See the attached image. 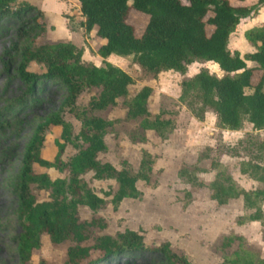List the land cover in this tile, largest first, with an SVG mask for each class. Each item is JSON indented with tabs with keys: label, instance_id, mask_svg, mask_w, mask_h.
<instances>
[{
	"label": "trees",
	"instance_id": "obj_1",
	"mask_svg": "<svg viewBox=\"0 0 264 264\" xmlns=\"http://www.w3.org/2000/svg\"><path fill=\"white\" fill-rule=\"evenodd\" d=\"M17 0H0V18H18L23 12H34L26 24H21L17 39L11 50L19 56L20 76L33 88L37 80L53 82L66 89V96L59 109L40 119L27 143L19 170L7 178L6 184L16 196V215L23 226L14 239L21 264H32L33 253L40 248L41 236L47 234L54 244L66 240L75 245L68 248L67 264H98L102 260L145 248L143 234L126 229L115 237L102 235L94 243L84 246L88 230L93 225L104 227L99 219L80 221L78 206L92 211L102 208L107 200L97 195L87 184L84 175L91 172L96 180H114L116 189L107 192L110 203L117 208L126 198L137 199L141 192L138 181H149L155 158L143 150L134 170L123 161L118 169L110 162H103L99 154L107 150L104 140L107 127L113 121L97 116L117 104L122 98L127 108L128 121L140 120L144 130H153L164 136L172 122L152 115L147 103L152 93L149 86L142 87L128 98V87L133 78L110 63L98 67L91 62H81V53L71 42L38 43L46 31L43 12L34 5L12 7ZM77 0L84 17L86 31L95 29L103 43L97 53L106 58L110 55L132 56L145 72L156 76L160 72L172 71L185 74L193 62H213L223 72L222 76L201 69L192 77L182 81L180 98L194 97L200 108L194 116L202 120L210 108L220 127L237 130L244 121L254 130L264 129V24L253 26L244 32V38L254 49L241 55L230 51L229 37L241 19L254 16L264 6V0ZM131 2V4H129ZM130 8L148 15L147 24L137 36L126 21ZM247 61L256 65L248 67ZM35 63L44 67L42 73L31 72L28 65ZM257 78L254 79V76ZM86 90H95L86 107L77 104V98ZM246 90H249L246 92ZM66 112L80 122V130L73 133L72 124L65 120ZM60 126L57 153L53 161L43 157L46 134ZM142 137L141 140H143ZM70 144L75 152L63 161L61 155ZM38 168H55L66 172L63 178L51 179L47 172ZM215 170L212 181L205 185L198 173L202 169L181 168L178 176L192 187L206 186L210 198L218 205L232 199L242 198L247 215L238 218L239 224L258 221L263 227L264 239V161H241V174L248 175L258 183L253 189H245L228 173L219 161L211 163ZM32 186L49 192V199L37 201ZM161 252L167 264H188L184 255H177L165 242L154 248ZM94 252V255H93ZM40 264H45L41 262ZM222 264H264V259L244 248L233 256L225 257Z\"/></svg>",
	"mask_w": 264,
	"mask_h": 264
},
{
	"label": "rangeland",
	"instance_id": "obj_2",
	"mask_svg": "<svg viewBox=\"0 0 264 264\" xmlns=\"http://www.w3.org/2000/svg\"><path fill=\"white\" fill-rule=\"evenodd\" d=\"M22 5H34L43 12L46 31L38 38V43L71 42L80 51L81 62H91L98 67L110 63L121 68L134 81L128 87V98L144 86L151 87L148 110L152 115L159 114L162 119L172 122L163 137L153 130H144L140 120L126 119L127 108L122 98L115 106L94 112L113 121L106 129L104 140L107 150L99 154L101 161L110 162L118 169L126 161L136 170L143 150L155 158L149 181L137 182L140 197L123 199L115 209L110 203L111 196L106 195L115 191V181L96 180L91 172L84 175L88 186L107 203L97 211L78 206L80 221L99 219L104 224V227L91 226L88 239L82 245H92L102 235L115 237L126 229L140 232L144 237L143 250L112 256L98 264H167L165 256L154 249L165 242L169 243L172 252L184 255L188 264H222L225 257L233 256L239 248L264 259L261 224L258 221L237 222L239 217L249 213L241 201L235 199L229 204L218 205L210 198V190L206 186L192 187L178 176L181 168L198 167L204 171L197 175L207 185L215 175L211 163L219 161L243 188L258 186L248 175L241 174L240 162L264 161V129L254 130L247 121L237 130L222 128L210 108L199 120L194 116L200 108L199 101L194 97L180 98L183 80L201 69L220 77L223 72L218 66L213 62H193L183 75L166 71L154 77L135 63L132 56L100 57L97 50L103 41L96 36V28L89 32L84 29V17L77 0H17L12 7L19 9ZM33 14L29 11L18 18H0V264H21L14 238L22 232L23 226L17 218L18 201L6 184L7 178L19 170L25 147L40 119L57 111L66 96V89L60 84L37 80L30 88L19 74L20 59L11 46L17 39L21 24H26ZM126 21L139 36L147 24L148 15L130 8ZM261 24H264V6L256 15L241 19L229 37L230 51H238L241 55L253 51L254 48L244 38V32ZM246 65L253 67L256 64L247 61ZM28 70L42 73L44 67L30 63ZM256 78L257 75L254 76ZM94 93L95 90L82 92L77 104L86 107ZM64 118L77 134L80 122L69 112ZM60 132L61 127L56 126L46 134L42 152L45 159L53 161ZM74 152L75 149L67 144L61 159L67 161ZM38 171L47 172L51 179L67 175L55 168H38ZM31 190L37 201L49 199L48 191L35 186ZM73 245L72 240L54 244L47 234H43L40 248L33 253L31 262L67 264V251Z\"/></svg>",
	"mask_w": 264,
	"mask_h": 264
},
{
	"label": "crops",
	"instance_id": "obj_3",
	"mask_svg": "<svg viewBox=\"0 0 264 264\" xmlns=\"http://www.w3.org/2000/svg\"><path fill=\"white\" fill-rule=\"evenodd\" d=\"M103 42H104V41H103ZM213 178H214V176H213ZM234 200H235V199H232V201H234ZM236 200H237L238 202L241 201V203L243 204V202H242V198H241V197L237 198ZM232 201L230 200V202H232ZM228 204H229V203H228Z\"/></svg>",
	"mask_w": 264,
	"mask_h": 264
}]
</instances>
